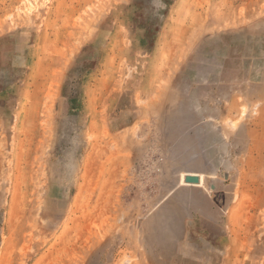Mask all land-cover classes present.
<instances>
[{"label": "rangeland", "instance_id": "obj_1", "mask_svg": "<svg viewBox=\"0 0 264 264\" xmlns=\"http://www.w3.org/2000/svg\"><path fill=\"white\" fill-rule=\"evenodd\" d=\"M0 264H264V0H0Z\"/></svg>", "mask_w": 264, "mask_h": 264}, {"label": "water", "instance_id": "obj_2", "mask_svg": "<svg viewBox=\"0 0 264 264\" xmlns=\"http://www.w3.org/2000/svg\"><path fill=\"white\" fill-rule=\"evenodd\" d=\"M184 179L186 182H198V177L193 175H186Z\"/></svg>", "mask_w": 264, "mask_h": 264}, {"label": "bare ground", "instance_id": "obj_3", "mask_svg": "<svg viewBox=\"0 0 264 264\" xmlns=\"http://www.w3.org/2000/svg\"><path fill=\"white\" fill-rule=\"evenodd\" d=\"M186 175V174H185ZM194 176V175H193ZM182 179H183V177H182Z\"/></svg>", "mask_w": 264, "mask_h": 264}]
</instances>
